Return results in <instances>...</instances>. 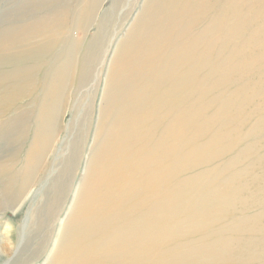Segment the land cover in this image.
Listing matches in <instances>:
<instances>
[{
    "label": "bare ground",
    "instance_id": "6f19581e",
    "mask_svg": "<svg viewBox=\"0 0 264 264\" xmlns=\"http://www.w3.org/2000/svg\"><path fill=\"white\" fill-rule=\"evenodd\" d=\"M101 2L22 0L0 27L4 195L48 169L68 99L112 40L101 24L82 38ZM113 53L45 264H264V0H145Z\"/></svg>",
    "mask_w": 264,
    "mask_h": 264
},
{
    "label": "rangeland",
    "instance_id": "374dc122",
    "mask_svg": "<svg viewBox=\"0 0 264 264\" xmlns=\"http://www.w3.org/2000/svg\"><path fill=\"white\" fill-rule=\"evenodd\" d=\"M115 1L102 0L99 5L100 8L98 7L97 10L96 21L82 34L83 40H90V37L97 32V26L101 24L103 28L110 27L108 31L112 40L106 50L100 51L98 48L101 55L98 63L90 71L88 83L68 99V109L63 115L62 131L58 134L47 158L48 169L46 171V168L41 170L37 177L38 180L28 184L29 190L26 188L23 192L24 186L20 183L22 186L20 190H22L18 193L19 184L16 181L12 183L13 185H5L7 186L5 195L0 190V247L3 253L0 264H45L52 251L56 235L72 210L87 172L90 149L99 126L98 110L108 69L114 55V46L120 39L124 38L145 0H125L120 6H114ZM128 7H131L132 10L126 17L124 13L129 9ZM20 8H22V0H0V27H5L10 18L17 17L20 14ZM4 14L5 17L2 16ZM107 39L108 35L105 37V40ZM91 108H93V120L89 131L87 149L80 150L87 114ZM10 133L5 135L8 136ZM6 139L7 137H5V143ZM3 148L0 146V156L11 152L8 149L12 147L5 144V148ZM17 149L18 146H16V151ZM81 153L82 157L80 156ZM76 162L78 164L80 162L79 166ZM68 163H72V165L75 163V166L78 167L74 166V168L72 165L69 167ZM58 192L59 194H57ZM64 219L65 221H63Z\"/></svg>",
    "mask_w": 264,
    "mask_h": 264
}]
</instances>
